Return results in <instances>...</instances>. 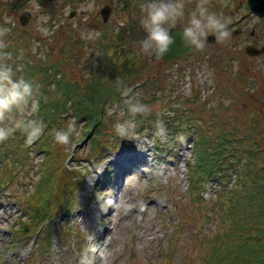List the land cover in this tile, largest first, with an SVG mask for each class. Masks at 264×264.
Masks as SVG:
<instances>
[{
	"label": "rangeland",
	"instance_id": "obj_1",
	"mask_svg": "<svg viewBox=\"0 0 264 264\" xmlns=\"http://www.w3.org/2000/svg\"><path fill=\"white\" fill-rule=\"evenodd\" d=\"M51 5L55 7L56 0ZM229 6L230 0H211L208 5L223 10ZM242 6L246 7L243 0H233L232 7ZM89 10L91 13L87 15ZM94 14L93 9H87L84 17L92 18ZM6 18L9 21L10 16ZM48 20L46 15L36 18L39 27L35 23L32 25L37 30L34 37L38 38L28 47L12 46L7 55H3L1 49L0 59L12 63L15 73L17 68L22 69L17 72V78L23 76L38 86L36 99L39 107L35 112L13 113L3 125L12 127L14 132L8 140L0 143V264H93L94 261L97 264H200L203 257L208 256V249L201 250L202 242L217 232L212 245L220 247L226 257L228 238L223 235L228 231L226 226L232 223L234 213L226 208L219 210L216 202L222 189L237 185L238 176L232 172L227 176L228 180L224 176L204 179L193 193L190 169L197 162V146L209 140L207 152L213 154V147L222 143L219 133L233 130V122L228 119H233L234 113L225 111L230 107L228 100L223 95L214 94V84L216 75L226 71L220 77V86L229 87L235 73L234 66L220 67L214 55L209 58L201 53L189 59L190 62L153 63L147 70H130L131 76H143L144 79L133 83L134 86L130 84L129 95L117 99L104 94L108 90L115 94L122 91L120 76L116 74L123 70V65L116 71L111 68L109 72L99 74H107L105 81L99 84V77L93 75V70L99 66L95 54L89 58L83 52L84 61L78 68L67 56H61L60 50L66 47L63 37L59 45L53 41L48 47L42 46V42L53 39L52 32L48 31ZM0 27L4 25L1 23ZM41 28L47 29V34L40 31ZM92 34L96 33L92 31ZM0 39L7 45V35ZM46 48L50 51H45ZM120 48L106 49L108 61L114 62L115 57L123 55ZM13 51L22 54L18 58L11 53ZM51 51L60 57L59 62ZM131 53L127 52V55ZM197 58L206 62L194 60ZM142 59L146 60L144 56ZM247 61L253 69L252 78L261 73L257 77L262 80L264 63L259 59ZM148 83L151 87L145 90ZM57 88L67 89L72 94H56ZM262 88L261 81L260 89L255 86L254 93ZM233 89L237 94L238 108L247 110L243 113V120L239 122L238 118L237 121L250 125L248 130L237 129L233 136L251 142L250 150L256 153L255 161L263 162L264 154L259 152L256 143L264 146V124L258 123L259 117L252 116L251 111L264 117V99L260 95L251 96L252 92L245 84L239 87L233 82ZM92 92L102 96L99 103L93 99ZM143 92L144 99L150 103L148 109L156 111H153L155 119H146L150 126H135L130 135L119 134L115 127L118 123L129 120L136 125V119H141L138 117L140 113L133 116L130 109L143 106ZM242 92L246 95L241 99ZM108 98L114 103L103 105V100ZM209 98L211 103L201 110L192 108L190 112H183L190 109H184L186 107L200 105H185L184 102H204ZM218 99L222 101L221 107L209 111L211 104L218 108ZM125 104L128 110L124 109ZM82 112L91 113L83 115ZM149 113L143 114L147 116ZM238 114L240 116L241 112ZM58 117L64 120L60 129H65L69 121H76L79 136H73L69 145L54 143L51 146L52 140L47 136L49 129L45 127L40 138L30 145L31 151L25 143L26 138L13 140V136L23 133L24 121L35 119L46 126L49 122L57 123ZM96 119L100 122L95 125V130L93 122ZM171 121L185 128L187 133L192 129L200 140L196 142L197 138L193 142L188 134L182 138L171 130L168 138V125L179 130ZM101 129L107 130L106 138ZM93 135H96L94 141L91 139ZM241 135L247 137H239ZM122 156L129 159L123 161ZM131 164L133 169L122 176L119 188L116 170ZM236 167L238 163H234V170ZM83 169L85 173L81 175ZM253 181L263 179L256 177ZM258 186L264 190V183H258ZM250 191V195L238 196L240 209L246 208L239 214H246L251 224L261 222L257 235L264 243V216L254 215L264 204V192L256 187ZM199 197L202 205L196 202ZM61 206L65 208L59 210ZM29 219L36 221L31 234L26 236L28 233L24 231L20 234L23 222ZM47 225L52 230L48 245L43 242L42 235ZM101 234L102 238L96 241ZM104 242L103 250L104 246L95 250L97 243ZM209 250L211 259L213 250Z\"/></svg>",
	"mask_w": 264,
	"mask_h": 264
},
{
	"label": "clouds",
	"instance_id": "obj_2",
	"mask_svg": "<svg viewBox=\"0 0 264 264\" xmlns=\"http://www.w3.org/2000/svg\"><path fill=\"white\" fill-rule=\"evenodd\" d=\"M208 5L209 0H196L187 24L180 26L178 34L183 48L202 49L209 35H213L219 43L225 42L230 37L228 21L215 12H210ZM184 9V0H148L142 6L140 28L144 32V38L140 41L141 54L156 61L164 59L175 43L172 30L184 16ZM40 31L47 34V29L41 28ZM8 32L9 29L0 27V37H4ZM2 47L4 44L0 39V48ZM21 70V68L16 69V71ZM129 91L125 89L123 95L128 96ZM37 93L38 86H34L23 76L17 78L11 66L0 64V143L8 140L14 132L12 127L3 126L13 113L38 111ZM130 111L134 116L137 113H146L149 109L141 106L132 107ZM44 127L42 121L35 119L24 121L22 131L26 135L25 143L30 146L39 139ZM115 127L119 134L130 135L135 129V123L125 120ZM73 136H79L75 120L69 121L65 129L55 132V141L67 146L72 142Z\"/></svg>",
	"mask_w": 264,
	"mask_h": 264
},
{
	"label": "flooded vegetation",
	"instance_id": "obj_3",
	"mask_svg": "<svg viewBox=\"0 0 264 264\" xmlns=\"http://www.w3.org/2000/svg\"><path fill=\"white\" fill-rule=\"evenodd\" d=\"M10 6L7 7V13L11 11L16 18H26L31 24L34 17L41 14L39 9V0H8ZM211 1V0H209ZM261 1L264 4V0ZM148 0H56V8L53 15V26L58 31L62 29L61 21L63 16L69 13L70 19L74 20V23L66 22L75 37L84 34L86 41L91 39V35L87 32L92 30L88 28L91 26L90 21L84 17L87 9H93L97 15L100 25L103 27L96 26L95 28L106 32H113V35H122L123 41L126 39L128 47L140 48V41L144 38V32L140 28V20L143 16L142 6L146 4ZM185 9L184 16L178 22L176 28L172 30V33L179 30L181 25H186L191 12L195 8L196 0H184ZM246 3V7L235 9L232 7L233 0H230V6L228 9L221 8H209L210 12H215L218 16L225 18L228 21V31L230 37L223 43L216 41L213 35H209L205 46L202 49H197L191 55L185 57V61L194 57V55L201 53L203 56L212 58L213 55L216 57V61L223 67L228 64L235 67V62L242 64V70L246 71V75H250L251 65L247 59H259L264 63V7L261 8L263 16L259 15L252 9L250 0H243V4ZM108 6L104 9V6ZM91 10L88 11L89 15ZM103 13L107 15V21H104ZM87 26H84V24ZM122 41V42H123ZM90 42L86 41V48H90ZM257 47L259 48V56H250L248 54V48ZM140 53V50L137 51ZM247 65V67L245 66ZM263 88L260 90L261 99H264V77H262Z\"/></svg>",
	"mask_w": 264,
	"mask_h": 264
},
{
	"label": "trees",
	"instance_id": "obj_4",
	"mask_svg": "<svg viewBox=\"0 0 264 264\" xmlns=\"http://www.w3.org/2000/svg\"><path fill=\"white\" fill-rule=\"evenodd\" d=\"M111 37L110 41L114 42ZM65 47L62 49V52L65 53ZM1 54V52H0ZM0 64H2V60L0 59ZM127 68H123V72H126ZM120 76V71L118 73ZM129 76L126 75L125 78ZM106 75H102L99 78V84L105 81ZM98 84V85H99ZM116 84L114 82L113 86ZM71 91L72 87H69ZM108 92V91H107ZM106 92V93H107ZM105 93V94H106ZM86 94V93H85ZM93 94V92H92ZM104 94V95H105ZM102 96H97L96 93L93 94V99L97 100V103L101 101ZM92 112V111H91ZM91 112H82L83 115H89ZM57 123L49 122L45 129H49V133L47 136L52 140L51 146H53L55 141V132L60 129V125L64 124V120L61 118H57ZM97 119L93 122V126L97 123ZM258 123L264 124V118H261ZM236 125V124H235ZM95 126L94 128H96ZM240 127V128H239ZM239 127H234L233 132L227 133H219V139H221L222 143L218 146L213 147V154H209L207 149L209 148L208 145L211 143L209 140H204L200 147L197 150L198 156L196 157L197 162L194 166L191 167V181H192V192L194 193L195 190L199 187L200 183L204 179H218L224 178L228 180L227 176L232 173L236 172L238 176V183L235 187L230 189H222L219 199L216 202L219 210L223 209H230L234 213V219L232 223L228 224V231L224 233L223 237L228 238V245L226 250L228 254L222 255L221 248L217 245H212L213 241L216 239L218 232L213 235L210 239H204L201 244V250H207L208 256L203 257L202 263L200 264H224L227 260V264H264V243H262V239H260V235H257V232L261 229V222L257 221L251 224L248 220L246 214H239L240 211H244L246 208L243 207L240 209L241 205L237 204V199L239 197H243L246 195H250L252 189L255 187L262 190V186H258V183H264V160L263 162H256V153L250 150L251 142H245L238 140L235 136H233L234 132H238L237 129H249V124H240ZM93 128V127H92ZM264 126H262V129ZM96 130V129H95ZM239 137H247L246 135H241ZM18 140L20 138H26L24 133L16 134L13 136V140ZM231 140V141H230ZM232 141H234L232 143ZM247 141V140H246ZM58 144V143H56ZM60 144H58L59 146ZM243 145V146H242ZM259 147V152L264 154V146H262L259 142L256 143ZM29 146V145H28ZM30 151L31 147L29 146ZM234 163H238L237 169L234 170ZM43 162L41 163L42 167ZM77 177H79L77 175ZM262 178L263 181H253L254 178ZM80 178V177H79ZM62 187L60 186V190ZM72 193V190L70 191ZM201 197L197 199V203L199 205L203 204V201L200 200ZM264 200V197H263ZM64 206L59 208L63 209ZM206 208V204H205ZM240 209V210H239ZM58 210V211H59ZM254 213V212H253ZM254 215L264 216V204L261 205L260 208L257 209V213ZM222 219V216L220 215ZM36 224L35 220H28L24 221L22 225V229H20V234L22 231L28 233L27 235L31 234V228ZM73 232V231H72ZM51 234V229L46 228L43 231V238L50 243L49 237ZM213 250V257L210 259V250ZM229 258V259H228Z\"/></svg>",
	"mask_w": 264,
	"mask_h": 264
},
{
	"label": "water",
	"instance_id": "obj_5",
	"mask_svg": "<svg viewBox=\"0 0 264 264\" xmlns=\"http://www.w3.org/2000/svg\"><path fill=\"white\" fill-rule=\"evenodd\" d=\"M250 3H251V6L255 8L254 0H250ZM259 7H260V5H259ZM172 35L175 39V43L171 46L170 52L164 57L163 60L165 62H170L171 60L186 56L187 54L194 51V50L185 49L181 46L180 36H179L178 32H175ZM249 50H251L250 51L251 55L257 54V52L254 51L255 49L250 48ZM151 60L154 61V58Z\"/></svg>",
	"mask_w": 264,
	"mask_h": 264
},
{
	"label": "bare ground",
	"instance_id": "obj_6",
	"mask_svg": "<svg viewBox=\"0 0 264 264\" xmlns=\"http://www.w3.org/2000/svg\"><path fill=\"white\" fill-rule=\"evenodd\" d=\"M127 159H129V157L128 156H122L121 157V160H123V161H125V160H127ZM133 164H131V165H129L128 167H131ZM109 231V229H107V231L106 232H108ZM100 238H102V234L98 237V238H96V241H99V239ZM95 250H96V248H95ZM95 250H93V251H91V252H89V254L91 255L92 254V252H94ZM90 257H92V256H90ZM98 262L97 261H94V263L93 264H97Z\"/></svg>",
	"mask_w": 264,
	"mask_h": 264
}]
</instances>
